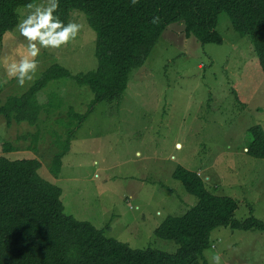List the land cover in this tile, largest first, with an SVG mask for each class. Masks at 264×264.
I'll use <instances>...</instances> for the list:
<instances>
[{"label": "rangeland", "instance_id": "1", "mask_svg": "<svg viewBox=\"0 0 264 264\" xmlns=\"http://www.w3.org/2000/svg\"><path fill=\"white\" fill-rule=\"evenodd\" d=\"M25 14L24 6L20 18ZM69 21L82 25L77 39L43 50L40 75L25 88L14 78L0 84V107L30 90L53 65L73 75L98 69L97 33L87 16L75 10ZM217 31L221 44H201L186 36L185 24L169 25L122 98L96 104L76 130L58 176L53 163L78 123L69 112L86 114L94 100L90 87L73 79L52 81L38 94L35 124L0 115V157L41 161L40 175L63 190L66 214L132 249L178 251L156 230L198 202L174 178L179 167L197 173L213 194L235 199L237 220L264 221V159L247 153L250 128L264 129V74L252 42L235 31L226 13ZM25 54L18 32H8L0 43V78L8 62ZM211 240L207 264L215 253L223 264H264L262 231L222 227Z\"/></svg>", "mask_w": 264, "mask_h": 264}, {"label": "trees", "instance_id": "2", "mask_svg": "<svg viewBox=\"0 0 264 264\" xmlns=\"http://www.w3.org/2000/svg\"><path fill=\"white\" fill-rule=\"evenodd\" d=\"M30 0H0V43L20 19L19 9ZM75 10L87 16L97 33L98 69L73 75L57 64L46 70L21 97H11L0 107L9 122L38 121V94L52 81L73 79L94 94L86 114L70 110L78 121L69 131L67 145L55 158L52 172L58 176L62 158L71 141L96 104L122 98L132 73L151 56L169 25L185 24V34L201 44H221L219 17L226 13L232 27L253 44L264 74V0H61L62 18L70 20ZM159 17L158 23H152ZM252 141L247 153L264 159V129L250 128ZM14 150L11 146L5 148ZM6 150V151H7ZM38 159L9 160L0 157V264H207L204 252L212 246V232L218 228L264 232V221L254 216L239 221L238 202L206 188L194 172L179 167L174 178L183 183L198 202L185 215L170 216L156 230L157 237L174 241L175 254L155 249H132L106 237L90 222L66 214L63 190L40 175Z\"/></svg>", "mask_w": 264, "mask_h": 264}, {"label": "clouds", "instance_id": "3", "mask_svg": "<svg viewBox=\"0 0 264 264\" xmlns=\"http://www.w3.org/2000/svg\"><path fill=\"white\" fill-rule=\"evenodd\" d=\"M131 5H137L140 0H130ZM26 14L18 20L15 30L26 48V54L19 59H12L5 65L0 84L14 78L20 88L33 83L40 75L43 50L60 49L74 42L82 28L75 21L62 18L61 0H30L25 5ZM159 17H153L152 23H158ZM181 149V144L176 145ZM139 155V153L137 154ZM160 213L158 212L157 215ZM211 264H223L219 253L211 256Z\"/></svg>", "mask_w": 264, "mask_h": 264}]
</instances>
